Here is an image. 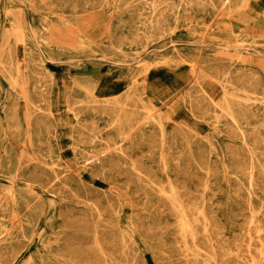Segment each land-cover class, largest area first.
I'll return each mask as SVG.
<instances>
[{"label":"rangeland","instance_id":"1","mask_svg":"<svg viewBox=\"0 0 264 264\" xmlns=\"http://www.w3.org/2000/svg\"><path fill=\"white\" fill-rule=\"evenodd\" d=\"M253 263L264 0H0V264Z\"/></svg>","mask_w":264,"mask_h":264},{"label":"bare ground","instance_id":"2","mask_svg":"<svg viewBox=\"0 0 264 264\" xmlns=\"http://www.w3.org/2000/svg\"><path fill=\"white\" fill-rule=\"evenodd\" d=\"M240 60V59H239ZM249 103V102H248ZM154 120V118L152 119V121ZM155 122V121H154ZM218 122V121H217ZM243 136V135H242ZM243 138H244V136H243ZM251 162H252V160H251ZM136 168V167H135ZM166 169V168H165ZM136 172V171H135ZM137 173V172H136ZM254 178V177H253ZM251 179V178H250ZM250 184H251V182H250ZM256 185V184H255ZM174 192H176V191H174ZM129 198V197H128ZM181 201V200H180ZM132 202V201H131ZM205 205V204H204ZM183 212V211H182ZM184 214V213H183ZM203 214V213H202ZM202 214H200V216L202 215ZM199 217V216H198ZM195 222H196V218H195ZM182 228H184V230H187L188 231V229L190 228V224H189V222L185 219V217L182 219ZM197 223H198V221H197ZM14 224H16V223H14ZM14 226V225H13ZM5 230H7V229H5ZM191 230V229H190ZM135 231V230H134ZM7 232V231H6ZM5 232V233H6ZM208 232V231H207ZM249 233V232H248ZM250 236V235H249ZM194 238V237H193ZM195 240V239H194ZM186 243H187V241H186ZM195 243V242H194ZM188 245V244H187ZM195 245V244H194ZM214 253V252H213ZM192 255H193V253H192ZM195 255V254H194ZM262 256V255H261ZM196 257V256H195ZM198 257V256H197ZM198 259H199V257H198ZM201 259V258H200ZM203 260V259H202ZM254 264V263H253Z\"/></svg>","mask_w":264,"mask_h":264}]
</instances>
